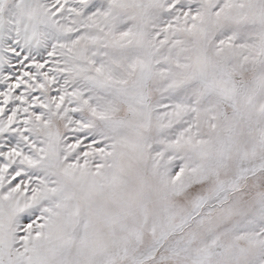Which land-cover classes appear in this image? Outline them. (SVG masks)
Returning <instances> with one entry per match:
<instances>
[{
	"label": "snow or ice",
	"instance_id": "obj_1",
	"mask_svg": "<svg viewBox=\"0 0 264 264\" xmlns=\"http://www.w3.org/2000/svg\"><path fill=\"white\" fill-rule=\"evenodd\" d=\"M0 264H264V0H0Z\"/></svg>",
	"mask_w": 264,
	"mask_h": 264
}]
</instances>
